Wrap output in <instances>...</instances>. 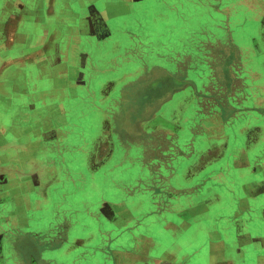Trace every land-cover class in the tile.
Listing matches in <instances>:
<instances>
[{
    "label": "rangeland",
    "instance_id": "rangeland-1",
    "mask_svg": "<svg viewBox=\"0 0 264 264\" xmlns=\"http://www.w3.org/2000/svg\"><path fill=\"white\" fill-rule=\"evenodd\" d=\"M46 3L18 1L20 12L34 9L36 17L13 19L19 32L3 51L12 44L18 49L10 52L24 55L36 26L48 29L38 35L50 45L49 75L56 91L64 88L58 79L65 81L66 92L30 95L24 99L33 105L17 114L35 122L32 136L41 139L22 148L34 150L40 164L35 172L26 160L0 171V259L17 264L11 260L18 250L23 258L30 239L48 243L84 226L98 231L110 201H126L131 217L149 211L138 205L163 204L151 228L146 222L147 232L157 230L178 201L165 192L174 184L172 168L182 164L172 161L178 151L192 154L204 139L225 133L234 138L230 152L259 153V174L234 171L231 192L215 187L221 207L205 210L208 227L222 236L228 262L242 264L237 243L251 234L264 254V127L256 147L245 144L252 125L264 126V0H66L51 1L49 13ZM6 39L0 34V45ZM172 86L187 87L199 106L190 107V118H177L196 122L183 135L156 129L171 122L159 111ZM221 178H207L199 189ZM202 215L200 209L195 218Z\"/></svg>",
    "mask_w": 264,
    "mask_h": 264
},
{
    "label": "crops",
    "instance_id": "crops-1",
    "mask_svg": "<svg viewBox=\"0 0 264 264\" xmlns=\"http://www.w3.org/2000/svg\"><path fill=\"white\" fill-rule=\"evenodd\" d=\"M18 1L0 0V34H5L7 38L4 40V46L0 45V171L4 167L13 166L14 163L26 160L31 162L30 166L35 172L40 164L38 157L36 158L34 155V150L32 152L30 148L23 149L22 147L34 143L38 138L41 139V136L35 138L32 136L31 132L35 128V122L21 121L17 114L20 109L23 111L29 105H33L29 100L26 102L27 99L24 98L36 94L43 95L45 92H66V82L59 78L58 82L62 83L64 88H60L58 91L54 89V80L49 75L51 72L50 45L44 38L45 36L38 35L40 32H47L48 29L44 27L36 26L37 31L33 30L36 36L28 38L26 54L18 56L14 52H10V49L16 48L12 44H9L10 46L3 51L6 43L11 41V35L19 32L20 23L14 24L13 19L18 18V21L22 16L36 17L34 9L20 12ZM51 1L66 0H46L47 13L51 9L49 5ZM36 37L41 40H36ZM30 46L33 48L30 49ZM38 48L42 49V54L36 56L35 50ZM175 88L172 90L175 93L165 100L159 111L163 117L165 114L170 117L171 122L159 121L156 129L166 128L161 130V133H165L170 128L172 135L177 133L183 135L184 130L187 131L191 125L194 126L191 122H195V120L190 122L187 119L177 120V118H185L186 115L187 118H190L189 115L194 110L190 112L189 109L194 106L196 100L195 95L189 92L187 87L180 90ZM196 104V108L199 109L198 102ZM164 123H167L168 126L163 127ZM186 123H189V126L184 128ZM260 127L264 126L256 123L249 129V138L247 137L245 144L250 150L259 143L258 131ZM233 139L225 133L204 139L197 151L192 154L185 152V148L182 152L178 151V156L172 161L176 163L175 167L180 162L182 164L179 168H172L174 184L165 191H169L170 197L174 196L178 201L174 207L169 206L173 210L171 217L164 218L161 225L155 228L157 230L147 232L146 222L149 221L148 225L151 228L152 222L150 221L153 215H157V212L160 211L157 209H161L163 204L148 202L141 206L138 205L140 206H137L138 209L144 212L149 211L139 217H131L130 209L132 207L126 206V201H110L106 206V220L104 222L98 220V231L90 229V232L87 231V226H80L81 228H76V234L72 236L66 232L62 238L49 237V241L56 240L55 246H53V241L46 243L47 238H44L42 243L30 239L23 247L26 253L23 254V258L18 253L19 250H16L15 258L11 261L17 264H29L33 258L32 260L36 264H47L45 263L46 259L51 264H233L225 259L226 255L222 252L221 246L222 236L211 232L210 226L208 227V224L212 223L211 217L210 215L205 216L204 213L205 210H209L208 213H210L212 207L215 209L221 207L220 200L217 198L219 195L216 193L219 191L216 188L220 192H231L228 187L232 182L228 178L234 174V171L239 173L242 170L248 171L253 176L259 174L257 163H255L259 153L250 152L249 155H237L230 152ZM164 174L163 171L159 175ZM216 177L217 179L222 177V181L224 178L225 182L219 181L220 183L216 186L213 182V186L207 188L206 191L199 189L201 186L204 188L205 185L202 183L207 178L215 181ZM253 186L255 185L253 184ZM201 193L206 194L201 199L200 197L196 199ZM251 193L253 195V189H251ZM152 208L156 209L151 211ZM200 209L203 210L204 215L195 218ZM172 217H175L173 221ZM81 221L84 222V220ZM140 226L143 228L140 229ZM250 237V241L239 237L240 245L238 242L235 256L242 264H263L264 254L258 248V235L251 234ZM1 239L3 237H0ZM44 242L49 247L45 246ZM248 244L250 246L247 255L243 248ZM1 252L3 251H0V257H5L6 254L3 256ZM53 256L55 259L51 260ZM0 260L2 261L0 264H5L6 261Z\"/></svg>",
    "mask_w": 264,
    "mask_h": 264
},
{
    "label": "flooded vegetation",
    "instance_id": "flooded-vegetation-1",
    "mask_svg": "<svg viewBox=\"0 0 264 264\" xmlns=\"http://www.w3.org/2000/svg\"><path fill=\"white\" fill-rule=\"evenodd\" d=\"M170 82V83H169ZM169 84H171V80L170 81H167L166 82V84L165 85H167L168 87H169ZM173 87L174 86H172V87H170L169 89H168V91H172V89H173ZM18 246V245H17ZM35 249V248H34ZM36 250V249H35ZM37 252V251H36ZM31 257H33V256H31ZM33 258H31V261H30V263L29 264H36V263H34V260H32Z\"/></svg>",
    "mask_w": 264,
    "mask_h": 264
}]
</instances>
